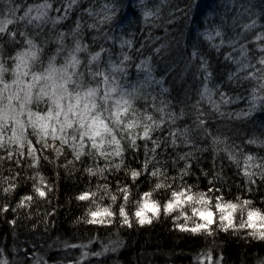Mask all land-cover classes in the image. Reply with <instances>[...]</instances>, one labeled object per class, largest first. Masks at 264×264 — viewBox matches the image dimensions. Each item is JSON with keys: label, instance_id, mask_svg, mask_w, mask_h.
<instances>
[{"label": "snow or ice", "instance_id": "obj_1", "mask_svg": "<svg viewBox=\"0 0 264 264\" xmlns=\"http://www.w3.org/2000/svg\"><path fill=\"white\" fill-rule=\"evenodd\" d=\"M143 2V0H142ZM5 7L0 9V41L16 43L17 38H21L26 46L23 51H19L15 56L9 57L7 61L0 56V147H5V133L11 129V136L7 137V143L13 144L21 149L16 155H22L23 149L27 147V155L32 158L34 167H39L42 157L35 145L28 139L27 130L30 128L36 136L37 142L41 143L44 149L51 148L57 157L63 154V150H68L72 156V161L80 162L82 158L93 157V163L101 159L104 160V167H88L84 171L90 177L103 176L106 172H111L113 168L120 170L125 167L124 155L127 150L134 154L139 151L138 141L144 142V160L138 168H129L126 175L133 184L141 178L150 176L158 182L155 183V190L167 189L170 192L169 198L161 204L153 200V192L146 191L140 195L136 202L135 211L129 215L127 211V201L131 196V185L125 183L119 187V198L123 200L118 210L121 227L131 228L133 219L139 226L151 225L154 219L161 215L170 216L176 229L181 232L200 234L205 237H214L217 229L227 232L229 229L239 231L249 229V237L264 241V212L251 207V201L244 200L242 204L231 201L224 202L223 197H216L215 209L211 207L212 201L201 194L198 197L190 194L191 187H184L175 190L177 179L183 182L184 177L189 175L191 159L194 157L192 151L177 153L172 160L175 167L177 161H183L184 167L180 169L178 176L171 177L172 183H167L168 171L157 165L162 162L158 160V152L164 149L175 151L183 146H194L193 134L199 132L202 137H211V146L214 153L224 152L228 159L240 166L239 156H243L242 174L247 179L248 191L256 184L257 177L264 180V157L259 155L245 154L239 145L230 142L228 136L213 134L209 131V120L214 114L218 118L227 121H244L248 119L258 106L264 105V0H261L259 9L251 0H243L239 5V10L232 17V23L222 21L220 25L210 29H205L198 33L204 42L207 43L208 51H215L218 55L223 52V58L235 66L234 71L227 74V83L242 84L244 82L252 84L249 96L247 97L249 106L238 111H223L222 106L236 103L237 100L245 99L243 96L230 97L222 90L223 82L216 83L214 70L207 52L202 50L200 42L191 44V51L186 53L184 61L185 67L194 68V79L201 85L196 91L197 99L191 103V114L194 115L192 126L185 125L183 128L177 122L189 115L185 111V105L179 112L173 111L170 100L163 98V93H167V88H161L159 97L146 93V86L159 84L151 75L150 60L148 57L141 60L136 65L138 70L145 72V79L139 86L132 85L126 87L121 82V78L127 76L126 62L131 57L121 52L122 59L119 63L109 59V70L92 71L93 62L98 61L101 53L109 52V49L101 47L99 51L90 55L86 68L87 76L91 80H102L104 84L103 92L99 87L87 86L85 74L78 72L81 60L77 54L88 52V45L82 44L79 36L82 27L83 14L86 13L93 20L87 24L89 29L95 30L100 35L94 36L93 40L105 39L114 40L101 26L109 24L116 15V7L108 0L98 11L92 7L83 9V13L77 18L75 27L70 33L59 32L55 43L58 45L54 55L49 57L47 65L43 62L44 49L35 43L39 39L40 33L30 36L29 33L19 30L20 25L25 29L32 27L42 29V26L51 23L55 27L60 22L67 20L75 8L82 0H59L60 7L55 8L57 16L52 18L49 12L53 9V2L42 0L41 3L22 6L15 0H3ZM22 13V14H21ZM143 17L146 23L151 18L159 15V8L150 10L146 6L143 10ZM171 23V21H169ZM10 26H16L15 28ZM71 36L74 46L66 48L65 39ZM251 36L249 40L248 37ZM132 40H121L120 47L132 48ZM254 45V47H250ZM3 44H0V53L3 51ZM163 47V46H161ZM227 48L228 51L223 50ZM67 52L64 64L56 66L57 56ZM141 49H136L139 53ZM157 53L161 48L155 50ZM14 65L11 75L15 78L11 84L5 82V75L8 73L6 65ZM39 69L33 71V69ZM30 77V79H29ZM218 97V99H217ZM143 99L145 108L140 111L135 107L138 100ZM35 102L38 107L40 103H45L47 112H33L31 106ZM207 104L208 109L203 105ZM135 130V131H134ZM142 130V131H141ZM220 128H217V133ZM154 133H160L156 138ZM239 135V133H237ZM264 125L261 126V135L253 133L251 137L244 139V145H255L258 149H264ZM51 140V145L48 141ZM151 142L152 147H148ZM59 145V147H57ZM204 149L197 148V151ZM13 153H9L6 159L11 160ZM119 159V163L115 161ZM70 161L69 163H71ZM51 162V161H49ZM207 175V173L205 174ZM19 174L12 178L0 179V194L7 197L15 192L18 187L16 180ZM35 181V177H29ZM109 190L108 186H104ZM33 191L40 198H47L49 192L54 191L40 175L39 185L34 182ZM219 189H209V192ZM94 193L82 192L75 197L78 201H88L94 197ZM239 199V198H238ZM113 204L118 200V195L111 196ZM33 201L32 195L21 197L15 208L7 202L0 205V215L13 212L18 209L29 207ZM200 205V208L192 207V218L196 222L191 224L192 218L184 212V207L191 203ZM247 209L246 220L241 219L237 226L235 224V213L237 209ZM180 210V216L174 215ZM55 210L47 213L54 215ZM219 214L218 220L216 219ZM116 213L110 207H96L86 213V223L89 225L112 224ZM181 219L183 222H180ZM16 219L10 220V225H15ZM88 244H65V247L87 249ZM104 252L116 251L115 247L104 246ZM27 255V253H26ZM94 256H101L103 252L91 253ZM211 260V264H222L223 257L212 259V249L206 253ZM89 252H82L80 260L75 264H82L88 258ZM10 253L4 248H0V264H14V259H10ZM36 259L35 257H30ZM38 264H43L42 261ZM256 264H264V258H258Z\"/></svg>", "mask_w": 264, "mask_h": 264}, {"label": "trees", "instance_id": "obj_2", "mask_svg": "<svg viewBox=\"0 0 264 264\" xmlns=\"http://www.w3.org/2000/svg\"><path fill=\"white\" fill-rule=\"evenodd\" d=\"M22 6L41 3L42 0H15ZM53 2V9L49 12L52 18L57 16L55 8L60 7L59 0ZM108 0H82V3L74 9L67 20L57 24L55 27L49 22L42 26V29L19 26V30L27 31L30 36L40 33L39 39L35 40L44 49L43 60L55 54L58 45L55 43L59 32L70 33L75 27L78 17L83 13V9L92 7L99 10ZM242 0H111L116 7L115 18L107 25L101 26L114 40L97 39L94 36L100 35L93 29H89L87 24L93 20L83 14L81 23L84 25L78 39L82 44L88 45V52L94 54L101 47L109 49V52L101 53V57L96 61L101 71L109 70V59L114 63H119L122 59L121 52L127 53L131 60L126 62L127 76L121 78V82L126 87L132 85L139 86L145 79V72L138 70L136 65L148 57H151V75L159 84L146 86V93L159 97L161 88L169 91L163 93V98L172 102L173 111L179 112L182 107L189 115L177 122L183 128L186 124L192 126L194 115L191 114V103L197 99L196 91L201 87L199 81L194 79L195 69L185 67L186 53L191 51L193 42H200L202 50L207 52L214 70L216 83H222V90L230 97L243 96L245 99L237 100L234 104L222 106L223 111H238L247 109L252 84L244 82L242 84L227 83V74L235 70V66L226 62L223 52L217 54L214 50L208 51L207 43L202 40L198 33L205 29H210L220 25L222 21H227L230 25L232 17L239 10ZM259 9L261 0L251 2ZM145 6L150 10L159 8V15L151 18L149 23L145 22L143 10ZM5 7L3 0H0V9ZM22 14V13H21ZM171 21V23H169ZM264 23V18L261 20ZM15 28L16 26H10ZM251 39V36L248 37ZM121 40H132V48L120 47ZM3 44V51L0 56L5 61L9 57L15 56L17 52L23 51L24 44L21 38H17L16 43L0 41ZM66 48L74 46L71 36L65 39ZM163 46V47H161ZM254 47V45H250ZM161 48L157 53L155 50ZM136 49H141L139 53ZM229 49L225 48L226 52ZM83 54L79 53L78 55ZM67 55L65 51L57 59ZM8 68L7 77H11L14 65H6ZM79 68V66H78ZM39 69H33L38 71ZM99 83V81H98ZM218 99V97H217ZM208 109V105H203ZM135 107L140 111L145 108L143 99L136 102ZM209 131L213 134H222L230 138V142L239 145L243 151L251 149L252 155L264 157V149H258L253 145H244L243 140L251 137L255 132V126L264 125V105H260L252 115L244 121H227L216 117L214 114L209 120ZM220 132L217 133V128ZM135 131V130H134ZM239 133V135H237ZM160 133H154L156 138ZM29 140L35 145L42 157L46 160L40 161L39 167H34L33 160L27 155V147L22 155H16L21 150L15 147H0V179L12 178L19 174L16 180L18 187L11 195L4 197L0 194V205L7 202L15 208L21 197L32 195L33 201L29 207L20 208L16 213L8 212L0 215V248H4L10 253V259H14V264H75L81 259L82 252L88 251V258L82 264H193L196 259L202 258L203 264H211V260H206V253L212 249V259L223 257L222 264H256L258 258H264V241L249 237V229H240L238 232L229 229L227 232L216 231L214 237H205L200 234L181 232L175 228L173 219L170 216L161 215L154 219L151 225L139 226L135 224L131 228L121 227L118 210L123 200L119 198V187L125 183L131 185V196L127 201V211L129 215L135 211L136 202L140 195L146 191H152V199L163 204L170 195L167 189L155 190L154 185L157 180L150 176L141 178L133 184L126 175L129 168H138L144 160V142L138 141L139 151L133 153L127 150L125 144L124 163L125 167L120 170L106 172L103 176L90 177L84 171L88 167H104V160L97 161L94 165L93 157L82 158L80 162L72 161V156L68 150H63V154H57L51 148L44 149L41 143L37 142L36 136L32 133L27 135ZM194 146H181L179 149L164 152L160 149L158 160L162 163L157 165L168 171L167 183L171 184V177L178 176L180 169L184 167L183 161H177L176 166L172 160L177 153L192 151L194 157L191 159L189 175L184 177L183 182L175 181V190L183 185L191 187V193L195 196L206 195L215 204L216 197L221 195L224 202L242 204L244 200L251 201V207L264 212V180L257 177L256 184L248 191L246 177L242 174L243 162L240 159V166L229 160L224 152L214 153L211 146V137H202L199 132L193 134ZM51 145V140L48 141ZM59 147V145H57ZM151 148V142L148 143ZM197 148L204 149L197 151ZM9 153H13L11 160L6 159ZM51 161V162H49ZM72 161L71 163H69ZM119 163V159L115 161ZM207 173V175H205ZM42 175L47 184L54 188L48 193L47 198H40L33 191L34 182L39 185V177ZM29 177H35L29 179ZM107 185L109 190H105ZM209 189H219L211 191ZM82 192L94 193V197L88 201H78L75 199ZM118 195V200L113 204L111 196ZM239 198V199H238ZM96 207H110L117 215L112 224L89 225L86 221L88 210ZM192 207L200 208L195 204L184 207V212L192 218ZM55 210L54 215L48 216ZM237 209L235 213V223L237 226L241 222L242 213ZM180 216V210L174 213ZM16 219L13 226L10 220ZM191 219L194 224L196 220ZM217 219V217H216ZM246 220V216L243 218ZM180 222H183L181 219ZM87 249L65 247V244H88ZM104 246L115 247L116 251L104 252ZM103 252L97 257L91 255L95 252ZM27 253V255H26ZM30 257H35L32 259ZM206 258V259H205Z\"/></svg>", "mask_w": 264, "mask_h": 264}, {"label": "rangeland", "instance_id": "obj_3", "mask_svg": "<svg viewBox=\"0 0 264 264\" xmlns=\"http://www.w3.org/2000/svg\"><path fill=\"white\" fill-rule=\"evenodd\" d=\"M243 1V0H242ZM255 0H251V2H254ZM25 47V45L23 46V48ZM71 49V48H70ZM90 55L91 54H85L84 55V53L83 54H80V55H78L77 54V57H78V59H80L81 60V65L79 66V68L77 69L78 70V72H80V73H84L85 74V80L87 81V86H90V87H99L100 89H101V93L103 92V89H104V84H103V82H102V80H91L88 76H87V73H86V68L88 67V65H87V61H88V59L90 58ZM66 56L67 55H65V57L64 58H62L63 60L61 61V59H58V60H56V66L57 67H61L63 64H64V61H65V58H66ZM43 62H44V64L45 65H47V62H48V60H43ZM97 64L98 63H96V61L95 62H93V65L91 66V68H92V71H96V70H101L100 69V66H97ZM14 76H11V77H7L6 75H5V82H7V83H9V84H11L12 83V81L14 80ZM29 79H30V77H29ZM98 81H99V83H98ZM31 109H32V111L33 112H36V111H39V112H41L42 114L43 113H45V112H47V107H46V104L45 103H40L39 104V106L37 107L36 106V104H35V102H33V104H32V106H31ZM263 124H258V125H256L255 126V132H256V134L257 135H261V126H262ZM142 131V130H141ZM30 134H32V131H31V129L29 128L28 130H27V135H30ZM5 144H6V146H8L9 148L10 147H15V148H18L17 146H15V145H13V144H9V143H7V137H9V136H11V129H9V131L8 132H6L5 134ZM261 138H264V135H262V137ZM29 139V138H28ZM50 140V139H49ZM253 146H255V145H253ZM26 147V146H25ZM18 150H19V148H18ZM21 150V149H20ZM24 150V149H23ZM22 150V151H23ZM245 154H251V152H254V151H251V149H247V150H245V151H243ZM240 159L242 160V162H243V156L241 155L240 156ZM190 205H192V203L190 204ZM211 207L213 208V210L215 209V204H213V205H211ZM218 216H219V214L217 213V215H216V217H217V220H218ZM246 216V213H242V218H244ZM194 221H195V218L193 219ZM240 220V217L238 218V221ZM238 221H235V223H237ZM200 259H202V258H199V259H196L195 261H194V263L193 264H203V261L204 260H200ZM206 259V258H205ZM206 260H209L210 261V259L207 257V259Z\"/></svg>", "mask_w": 264, "mask_h": 264}]
</instances>
